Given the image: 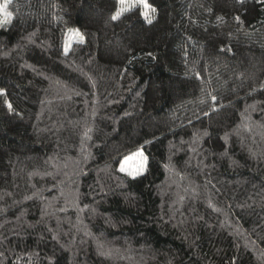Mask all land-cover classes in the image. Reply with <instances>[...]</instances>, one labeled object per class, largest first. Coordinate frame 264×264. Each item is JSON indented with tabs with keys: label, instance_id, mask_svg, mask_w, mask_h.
Listing matches in <instances>:
<instances>
[{
	"label": "trees",
	"instance_id": "16d2710c",
	"mask_svg": "<svg viewBox=\"0 0 264 264\" xmlns=\"http://www.w3.org/2000/svg\"><path fill=\"white\" fill-rule=\"evenodd\" d=\"M148 2L0 0V264H264V0Z\"/></svg>",
	"mask_w": 264,
	"mask_h": 264
},
{
	"label": "snow or ice",
	"instance_id": "6c2138e0",
	"mask_svg": "<svg viewBox=\"0 0 264 264\" xmlns=\"http://www.w3.org/2000/svg\"><path fill=\"white\" fill-rule=\"evenodd\" d=\"M118 3L120 7L118 11L115 13V15H113L112 19L114 20L118 19L125 12L131 11L133 8L137 6H141L143 8L141 15L145 19L149 20V22H151L150 13L155 12V9L151 6L148 0H118ZM7 9H8L7 3L0 4V15H2V19H0V25L9 23L12 19V13ZM76 35L79 37L80 41L83 42L84 40L83 35L80 34L79 32H77ZM6 104L9 107V109H11L12 107L11 104L7 103V101ZM146 166H147V157L145 156L142 150H137L131 155L125 157L121 165L120 171L126 172L129 176L136 177L142 174L146 170Z\"/></svg>",
	"mask_w": 264,
	"mask_h": 264
},
{
	"label": "rangeland",
	"instance_id": "374dc122",
	"mask_svg": "<svg viewBox=\"0 0 264 264\" xmlns=\"http://www.w3.org/2000/svg\"><path fill=\"white\" fill-rule=\"evenodd\" d=\"M119 7H120V5H119ZM143 11V8L141 7V12ZM70 45V41L69 40H67L66 41V48L68 47ZM139 150H141V149H139ZM136 152V151H135ZM131 155V154H130ZM129 156V155H128ZM127 157V156H126ZM124 159H125V157L121 160V162H120V164H119V168H121V165H122V163H123V161H124Z\"/></svg>",
	"mask_w": 264,
	"mask_h": 264
}]
</instances>
